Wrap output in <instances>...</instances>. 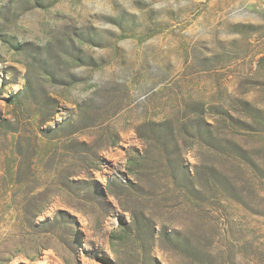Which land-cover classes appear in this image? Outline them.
<instances>
[{"label":"rangeland","instance_id":"374dc122","mask_svg":"<svg viewBox=\"0 0 264 264\" xmlns=\"http://www.w3.org/2000/svg\"><path fill=\"white\" fill-rule=\"evenodd\" d=\"M0 264H264V0H0Z\"/></svg>","mask_w":264,"mask_h":264},{"label":"trees","instance_id":"16d2710c","mask_svg":"<svg viewBox=\"0 0 264 264\" xmlns=\"http://www.w3.org/2000/svg\"><path fill=\"white\" fill-rule=\"evenodd\" d=\"M130 163H131V165H132L134 162L130 161V162H129V164H130ZM129 168H130V167H129ZM186 169H187V168H186ZM186 174H188V175H189V174H190V172L188 171V172H186ZM186 176H187V175H186Z\"/></svg>","mask_w":264,"mask_h":264}]
</instances>
